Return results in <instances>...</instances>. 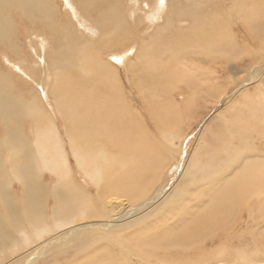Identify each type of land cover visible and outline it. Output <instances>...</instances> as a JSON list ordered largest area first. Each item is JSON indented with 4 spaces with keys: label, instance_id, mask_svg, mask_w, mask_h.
Instances as JSON below:
<instances>
[{
    "label": "bare ground",
    "instance_id": "bare-ground-1",
    "mask_svg": "<svg viewBox=\"0 0 264 264\" xmlns=\"http://www.w3.org/2000/svg\"><path fill=\"white\" fill-rule=\"evenodd\" d=\"M65 3L67 48L56 43L64 22L53 0H0V51L43 92L54 79L55 111L87 184L75 177L41 96L25 107L0 73V264H63L60 256L72 249L81 261L66 264L228 261L229 232L264 222V0ZM18 19L29 27L30 56L14 43ZM117 63L143 110L130 100ZM177 88L183 93L173 96ZM224 100L225 112L202 129L174 192L185 161L184 120L196 106ZM47 172L53 184L43 182ZM217 241L224 245L209 248ZM261 245L252 250L264 253Z\"/></svg>",
    "mask_w": 264,
    "mask_h": 264
},
{
    "label": "rangeland",
    "instance_id": "rangeland-1",
    "mask_svg": "<svg viewBox=\"0 0 264 264\" xmlns=\"http://www.w3.org/2000/svg\"><path fill=\"white\" fill-rule=\"evenodd\" d=\"M53 1H54L55 6L57 7L58 11L61 10V12L59 13L60 22H64V23H61V24H63L62 25L63 27L61 28V32L57 34V36H60L61 38H57L56 43H62L61 45L64 48H67L68 46L70 47L72 45V38L70 39V41L67 42V40L65 39V34L67 31L72 30V28L70 26L68 27V25L65 23V19H66L65 5H66V3H65V0H53ZM74 1H77V0H74ZM126 9L127 8H123L121 10V12L123 15L128 16ZM173 18H177V15L174 14ZM69 21L75 22V20H73V19L71 20V18L69 19ZM18 22H19V19L17 20V26H16L17 31H18V36H17V38L14 39V43H16V45H18L19 47H22L24 52L28 56H30L31 51H30L29 45H28V41L30 39H28V37H27L29 34V32H28L29 27L27 26L28 24L21 23V22L18 23ZM166 27H169V26H166ZM63 30H67V31H63ZM153 32L156 33L155 28H154ZM172 32H173V28H170L169 34L171 35ZM163 35L166 36V32ZM140 36L143 37V40L149 39V37H146L144 33L141 34ZM170 39H171V36H170ZM157 40L159 43L160 40L159 39H157ZM81 42L83 43V42H85V40H81ZM34 43L36 45L39 44L37 40ZM159 54H160V56H162V58H164V60H166V58H168V56H169L168 52L165 49H161ZM109 57H110V60H111V58L113 60H115V59L117 60L116 56L111 57L108 55L105 56V59L108 60ZM5 58H6V56L3 55L0 51V73L4 74L5 76H8V78H10V80L13 82V84L11 86V94L13 95V97H17V98L22 99V101L24 102L22 105H24L25 107H26L27 103H29L30 101L33 100L34 93H37L38 95L41 96V100L43 101V104L46 106L47 110L50 113H52V115L55 116L54 118L56 120V124L59 128L60 133L62 134V137L64 138V139L63 138L62 139L65 143L64 144L65 149L68 152L69 160L71 163L70 165H71V168L73 167L75 177L80 178V181L82 182V184L85 185V182L87 184V179L85 178V176L80 171H78V169L75 166V162L72 158V155H71L72 153H71V150L69 148L70 147L69 142H68L69 140L67 139L68 138L67 135H65L66 132L64 129V125L62 123L63 120L57 115V113L55 111V99H54L55 97H54L53 92L51 91V88L53 87L52 81L54 79L52 78V81L50 82V87H49L50 89L48 88L49 91L45 90V92H43L42 89H38L37 86H35L34 82H30L31 81L30 77H28L29 78L28 79L26 76L25 77L22 75L20 76V74L18 73L19 71L17 72V69H13L11 67L14 65L17 66V63H16L17 59L15 57L11 58L12 60H14V62L10 63V66H8V63L5 60ZM166 62H167V60H166ZM117 64H118L117 66L120 68V70H119L120 75L119 76L124 81V86L126 88L127 93L130 90H132V93H129L130 100L133 101L135 106L139 107L140 110H143L142 104H144V102L139 97H137V94L139 91L134 90L132 87H130V85L128 83L129 80H127L128 79L127 69L121 63H117ZM11 69H13V70H11ZM162 70H164V69L159 70L158 74H164V71H162ZM22 81L27 85L30 84V86L32 88H34L33 92L31 91V89L27 91L25 89V86L22 84ZM38 83H39V81H38ZM178 86H183V85L179 84ZM1 91L2 90H0V93H1ZM134 91H137V92H134ZM46 92H48V93H46ZM179 92L183 93L182 90L180 91V89L177 88L174 91H172V95L176 96V94H178ZM185 94L186 93H184L183 95H185ZM189 95L190 94L188 93L187 96H189ZM133 98H134V100H133ZM227 101L224 100L223 102H221L218 105L209 104L207 107H205L203 104H200V106H196L192 110V113L189 115V118L187 120H184L185 132H187L186 133V144H185V148H184L185 149L184 150V153H185L184 160L185 161L182 163V167L180 169H178L179 171L175 174L176 177L175 176L173 177V181L171 183L173 188L171 190H174V192L180 188L182 181L185 180L183 178V175H184V172L186 171V168H187V165H188L190 158L193 156L192 155L194 153L193 150H195V148L197 147V144H198L200 136H201L202 129H204L206 125L210 124L211 121L214 119V117L218 113L225 112V108L227 106ZM140 102H141V104H140ZM182 103H183V100H180V104H182ZM22 126L24 127V132L28 136V138H30L31 141L34 140V131L32 130L33 125L31 123V121L25 120L24 123L22 124ZM1 127H2V124L0 123V130H1ZM210 136H211V134H209V137ZM2 137H3V133L0 131V139ZM5 166H6V168H9L10 167L9 162H6ZM41 178L43 179V182H47V183L51 182L50 184H53L52 181L56 180V177L52 176V175L50 176V174L48 172L46 173V177L44 175ZM9 187H10L11 191L15 192L16 195L21 193V190H22L21 187L22 186L20 185L19 182L13 181L11 184H9ZM49 204H50V206H52V204H53V200L51 198L49 199ZM254 210H255L254 213H256V208ZM244 214L246 217H249V214L247 212ZM246 217L241 222H239V224H241L246 219ZM249 226H250V228H254L252 220H250V223L248 224V226L245 225L242 228H236L235 232L234 231L229 232L230 235L226 236L224 238V240H229V245H228V250H227V252H228L227 255L229 254L228 261L224 259V256H221L220 260L215 261L212 264H264V253L259 254V253L254 252L256 246H257L256 249H259V248H261L260 246H262L261 244L264 245V242H263V240H264V222H261V228L255 227L254 231L248 230L247 228ZM247 231L250 233H253L255 235L253 236V234H247L248 233ZM256 237H258V239ZM260 238H261V241L259 240ZM253 241H256V242H253ZM219 243H220V245H219ZM217 245L219 248L220 246L224 245V242L217 241L214 244V246H211L209 248L216 247ZM70 247H71V245H70ZM241 250H243V252L241 254V257L238 258L239 252ZM71 254H72V256H71ZM220 254H222V253H220ZM80 256H81V254L77 256L74 249H72V250H69L67 253H65V255L60 256V259L64 257L63 259H65L66 262L63 259H61V261L64 262L63 264H66L68 262L67 260H69L70 257H72L73 261H75L77 259L78 260L80 259V261H81ZM219 258H220V255H219ZM43 260L44 259H42V260L40 259L37 264H46L47 261L45 262ZM53 261H54V259H52V262ZM201 264H203V263H201ZM205 264H209V262L205 263Z\"/></svg>",
    "mask_w": 264,
    "mask_h": 264
}]
</instances>
